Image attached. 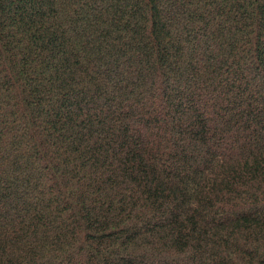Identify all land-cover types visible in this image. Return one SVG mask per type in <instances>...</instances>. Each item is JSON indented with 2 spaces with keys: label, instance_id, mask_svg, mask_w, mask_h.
<instances>
[{
  "label": "trees",
  "instance_id": "16d2710c",
  "mask_svg": "<svg viewBox=\"0 0 264 264\" xmlns=\"http://www.w3.org/2000/svg\"><path fill=\"white\" fill-rule=\"evenodd\" d=\"M0 264H264V0H0Z\"/></svg>",
  "mask_w": 264,
  "mask_h": 264
}]
</instances>
